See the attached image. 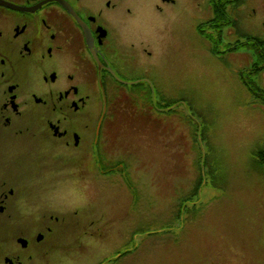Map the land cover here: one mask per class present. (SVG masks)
<instances>
[{
    "label": "flooded vegetation",
    "instance_id": "af4514ba",
    "mask_svg": "<svg viewBox=\"0 0 264 264\" xmlns=\"http://www.w3.org/2000/svg\"><path fill=\"white\" fill-rule=\"evenodd\" d=\"M238 1L0 0V236H19L0 264L105 263L111 217L95 205L98 171L118 167H102V147L119 119L170 118L180 104L164 94L176 29L205 40L240 35ZM256 35L227 50L242 46L249 85L264 97Z\"/></svg>",
    "mask_w": 264,
    "mask_h": 264
},
{
    "label": "rangeland",
    "instance_id": "374dc122",
    "mask_svg": "<svg viewBox=\"0 0 264 264\" xmlns=\"http://www.w3.org/2000/svg\"><path fill=\"white\" fill-rule=\"evenodd\" d=\"M239 5L240 35L205 40L176 29L181 46L166 64L164 94L180 104L170 118L119 119L102 147V167H118L98 171L95 205L111 217L104 264H264V106L249 88L247 53L227 50L264 39V0ZM17 239L0 236V257Z\"/></svg>",
    "mask_w": 264,
    "mask_h": 264
},
{
    "label": "water",
    "instance_id": "95a60500",
    "mask_svg": "<svg viewBox=\"0 0 264 264\" xmlns=\"http://www.w3.org/2000/svg\"><path fill=\"white\" fill-rule=\"evenodd\" d=\"M19 243L23 244L24 246H26V245H27L26 241H24V240H23V241H22V240H21V241H19Z\"/></svg>",
    "mask_w": 264,
    "mask_h": 264
}]
</instances>
